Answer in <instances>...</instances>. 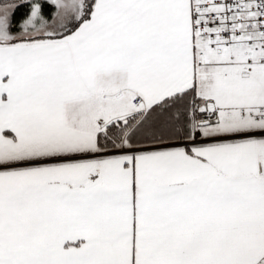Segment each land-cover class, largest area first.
Here are the masks:
<instances>
[{"label": "snow or ice", "instance_id": "6c2138e0", "mask_svg": "<svg viewBox=\"0 0 264 264\" xmlns=\"http://www.w3.org/2000/svg\"><path fill=\"white\" fill-rule=\"evenodd\" d=\"M0 264H264V0H0Z\"/></svg>", "mask_w": 264, "mask_h": 264}, {"label": "trees", "instance_id": "16d2710c", "mask_svg": "<svg viewBox=\"0 0 264 264\" xmlns=\"http://www.w3.org/2000/svg\"><path fill=\"white\" fill-rule=\"evenodd\" d=\"M21 11H26V9H21Z\"/></svg>", "mask_w": 264, "mask_h": 264}]
</instances>
